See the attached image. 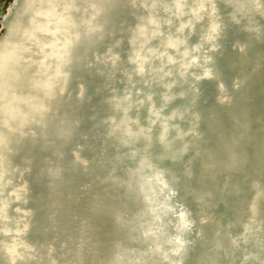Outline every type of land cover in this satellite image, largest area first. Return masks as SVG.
<instances>
[{"label":"bare ground","instance_id":"1","mask_svg":"<svg viewBox=\"0 0 264 264\" xmlns=\"http://www.w3.org/2000/svg\"><path fill=\"white\" fill-rule=\"evenodd\" d=\"M0 264H264V0H0Z\"/></svg>","mask_w":264,"mask_h":264}]
</instances>
